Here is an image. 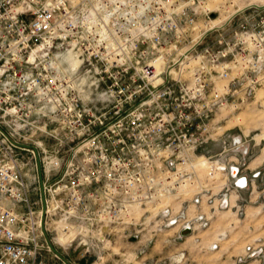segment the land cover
Instances as JSON below:
<instances>
[{
  "label": "built area",
  "instance_id": "1",
  "mask_svg": "<svg viewBox=\"0 0 264 264\" xmlns=\"http://www.w3.org/2000/svg\"><path fill=\"white\" fill-rule=\"evenodd\" d=\"M210 1L0 0V264L219 250L204 233L264 181L229 127L264 85V4L214 27Z\"/></svg>",
  "mask_w": 264,
  "mask_h": 264
},
{
  "label": "rangeland",
  "instance_id": "2",
  "mask_svg": "<svg viewBox=\"0 0 264 264\" xmlns=\"http://www.w3.org/2000/svg\"><path fill=\"white\" fill-rule=\"evenodd\" d=\"M264 4V0H212L209 8L214 10L219 19L212 25L224 23L237 10L248 5ZM211 35L208 41L214 38ZM239 125L241 130L249 135L251 150L254 157L250 161V169H261L264 172V85L257 92L255 102L239 113V118L234 120L229 127ZM237 128V133H240ZM37 141L38 138H34ZM50 145L52 142L48 140ZM25 160L31 159V153L23 154ZM32 167V166H31ZM27 167L25 172L30 174ZM257 189L250 190L242 195L245 198L246 215L242 218L231 212H222L215 218L211 230L204 233L207 245L217 241L218 235L226 234L221 242L219 250L205 251L190 242L186 244L170 245L160 239L155 245L144 250L143 246L122 245L117 247L115 253L106 256L104 261H98L94 256L82 259V247H72L68 251L58 249L71 262L76 264H264V181L260 178L257 181ZM248 246L262 247L263 253L260 256L245 258V249ZM181 253L185 258L180 259ZM132 254H138V258H128ZM135 257V256H134ZM240 257L243 259L241 262ZM49 264H63L48 256Z\"/></svg>",
  "mask_w": 264,
  "mask_h": 264
},
{
  "label": "water",
  "instance_id": "3",
  "mask_svg": "<svg viewBox=\"0 0 264 264\" xmlns=\"http://www.w3.org/2000/svg\"><path fill=\"white\" fill-rule=\"evenodd\" d=\"M37 155V163H38V167H39V175H40V182H41V189H42V197H43V209L45 210V194H44V190H43V178H42V173H41V166H40V159H39V155L36 152ZM233 174H236V170L233 171ZM190 232L189 231H185L183 233V235H188ZM53 251L58 254L62 259H64V257L61 255V253L59 251H57L53 246H52ZM66 261V259H65Z\"/></svg>",
  "mask_w": 264,
  "mask_h": 264
},
{
  "label": "bare ground",
  "instance_id": "4",
  "mask_svg": "<svg viewBox=\"0 0 264 264\" xmlns=\"http://www.w3.org/2000/svg\"><path fill=\"white\" fill-rule=\"evenodd\" d=\"M217 20H215V22H216ZM213 23H214V20H213ZM217 25H214V27H216ZM62 242H65V239L63 238L62 239Z\"/></svg>",
  "mask_w": 264,
  "mask_h": 264
},
{
  "label": "crops",
  "instance_id": "5",
  "mask_svg": "<svg viewBox=\"0 0 264 264\" xmlns=\"http://www.w3.org/2000/svg\"><path fill=\"white\" fill-rule=\"evenodd\" d=\"M246 192H248V191H243V192H242V195L246 194Z\"/></svg>",
  "mask_w": 264,
  "mask_h": 264
}]
</instances>
